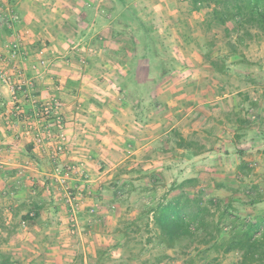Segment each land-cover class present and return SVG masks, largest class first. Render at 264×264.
I'll return each mask as SVG.
<instances>
[{
  "label": "crops",
  "instance_id": "0c3cea01",
  "mask_svg": "<svg viewBox=\"0 0 264 264\" xmlns=\"http://www.w3.org/2000/svg\"><path fill=\"white\" fill-rule=\"evenodd\" d=\"M91 1L0 0V57L4 59L0 69L10 78L9 83L0 78V250L28 257L27 264H119L122 260H113L123 255L117 244L121 239L112 244V236L99 234L102 226L112 225L106 218L108 201L101 198V193L107 191L106 186L112 182H106L114 177L110 175L112 169H103V164L113 159L112 148L109 151L100 146H110L114 133L122 126L131 132L128 138L132 131L137 133L131 107L112 87H105L120 70L117 61L124 63L126 56L130 57L132 45L126 37H112L114 16L100 4L97 9ZM180 4L184 7L188 2ZM88 6L95 9L94 20L83 33L77 13ZM157 7L158 15L164 16L177 17L184 11L171 0ZM9 11L18 16L11 26L4 19ZM94 40L106 41L109 57L105 60L93 47ZM13 44L20 45L16 57L10 50ZM98 69L107 71L101 73ZM54 99L65 119L67 147L61 154L53 145L55 130L49 128L47 133L45 125L34 121L38 106ZM15 102L29 116L28 124L22 117L9 116ZM37 132L45 143L40 147L33 140ZM74 164L82 166V175L69 176L67 185L74 196L82 192L78 217H72L75 211L66 191H57L64 188L55 179L58 167ZM145 172L153 173L148 168ZM128 179L125 177L121 188L113 187L115 194L123 189L129 194L136 189L135 181ZM116 180L122 181L120 177ZM90 211L95 213L92 220L84 217ZM30 214L34 218L26 219ZM23 220L28 222L25 229L20 226ZM71 220L77 224L74 232L70 231ZM5 245L10 249L4 250ZM99 251L104 252L101 261L97 258Z\"/></svg>",
  "mask_w": 264,
  "mask_h": 264
},
{
  "label": "rangeland",
  "instance_id": "374dc122",
  "mask_svg": "<svg viewBox=\"0 0 264 264\" xmlns=\"http://www.w3.org/2000/svg\"><path fill=\"white\" fill-rule=\"evenodd\" d=\"M171 1L184 9L177 17L158 15L157 6L164 0L141 2L152 17L156 16L160 19L161 32L163 34L166 32L168 36L170 34L168 39L173 45V55L181 61L182 67L160 88L158 103L162 106L158 111L153 112L152 120L148 125L143 126L136 122L134 130L137 133L132 131L131 138L127 136L131 132L123 130L124 126H122V130L118 129L114 133V142L110 141V146H100L105 149L108 147V150L112 148L113 153L110 152V155L113 159L103 164V169H112L110 175L114 174V177L106 182L107 184L112 182L106 186L107 191L101 193L103 196L101 198L108 201L106 218L112 225L102 226L99 234L112 236L111 243L115 244L117 238L121 239L119 228L122 229L125 223L138 222L142 231L132 230L131 243L128 246L132 248L136 258L127 262L131 253L126 247L122 248L123 255L113 258L117 262L123 258L126 260L125 264H189L191 260H194L193 264H235L236 254L218 256L214 251L206 253L204 247H198V244L192 246L188 256L178 253L174 260L163 263H157V258L162 254L157 244H153L151 250H144V239L148 235L146 224L148 220L152 222L150 210L162 199L170 200L178 196L182 189L179 187L173 189L172 186L187 179L198 181L195 185H187V191L194 193L200 190L207 201L225 202L229 198L232 199L235 207L234 215L252 218L264 214V34L256 29H250L253 37L246 38L240 44V33L227 38L222 29L215 28L212 32L215 37L209 41L214 40L215 43L213 42L208 48L209 39L199 26V21L203 18L201 14L207 13L208 9L199 14L191 11L189 3L182 7L180 3H185L186 0ZM91 2L95 3L97 9L100 4L104 9L106 8V12H110L111 4L108 0ZM111 16L114 14L112 13ZM176 30L190 35L188 39L191 45L193 44V48L186 47L181 38L177 39ZM95 49L102 59L109 57L107 51ZM209 51L213 59L226 63V73L215 71L209 62L202 59V56L207 55ZM225 58L226 61H223ZM127 61L126 56L125 62ZM117 62L120 68L122 61ZM102 70L105 72L106 69ZM102 70L98 69L97 72L102 73ZM146 76L149 79L157 76L155 67L148 70ZM105 87L114 89L112 82H107ZM243 120L247 123H240ZM154 121L155 124H152ZM146 126L147 129H144ZM141 131L145 132L141 133ZM176 133L194 142L196 146L190 151L177 148L174 141ZM128 140L131 142L129 143ZM128 144L132 147H127ZM144 144L148 145L133 155L135 150ZM196 152L198 155H195ZM242 162L247 163L252 169L248 175L247 170L244 171L246 175L239 174V166ZM146 168L153 171L151 174L155 176L142 177L141 172H145ZM117 177L122 181L116 180ZM125 177L135 181L136 189L128 194L123 186V190L115 194L113 187L117 182V186H122ZM218 185H225L226 188H219ZM70 190L66 182L64 190L57 191L61 193ZM248 194L252 198L247 197ZM259 195L262 199H259ZM209 207L211 216L208 219L217 220L216 207L213 205ZM76 210L72 217H78ZM94 214L90 211V214L82 217L92 220L90 218H93ZM150 229L154 233L153 225ZM7 245L4 250L10 249ZM13 257L27 264L28 257L14 252ZM22 257H25V260H22ZM119 263L121 264V261Z\"/></svg>",
  "mask_w": 264,
  "mask_h": 264
},
{
  "label": "trees",
  "instance_id": "16d2710c",
  "mask_svg": "<svg viewBox=\"0 0 264 264\" xmlns=\"http://www.w3.org/2000/svg\"><path fill=\"white\" fill-rule=\"evenodd\" d=\"M142 0H108L111 4L110 12L114 14L112 22V37H126L132 45V53L128 61L120 64V71L112 81L116 92L129 105L135 115L136 122L148 125L152 120L153 112L158 111L159 91L162 85L182 67L181 61L173 55V45L169 43V36L161 32L162 24L156 16L152 17ZM192 12L202 13L199 26L207 35L208 48L213 45L211 38L215 37L213 30L222 29L227 38L240 33L239 43L246 38H252L250 29H256L264 34V0H186ZM95 9L92 6L78 9L77 24L83 27L82 32L92 24ZM150 17V18H149ZM177 31V37L182 39L186 47L193 48L188 37ZM215 43V42H214ZM190 44V45H189ZM94 48L103 49L108 53L106 41L94 40ZM233 49H235L233 47ZM210 51L202 59L221 74L226 73V63L212 58ZM226 61V58L225 60ZM155 67L157 76L149 79L146 72ZM240 123L246 124L243 120ZM175 146L183 150H191L196 146L179 133L175 134ZM198 147V146H197ZM195 155H198L197 152ZM251 168L242 162L239 166V174ZM142 177H153L154 174L141 172ZM244 174V175H246ZM155 176V175H154ZM197 179H187L180 184L172 186L173 189L181 188L182 192L170 200L162 199L155 208L150 210L152 222L146 224L147 238L144 239V250H151L153 244L162 251L157 258V263L174 260L175 255L188 256L192 246H203L204 252L214 251L218 256H227L232 253L237 255L235 264H264V214L252 218H243L234 215L235 207L232 199L224 201L206 200L202 191L190 193L187 185H195ZM118 183V182H117ZM115 187L118 188V184ZM126 185V184H125ZM226 188L225 185H218ZM247 197L252 198L250 194ZM259 199H262L259 195ZM215 203V204H214ZM209 205L216 207L217 220H209L211 209ZM34 217H26L33 219ZM153 225V230L150 226ZM119 228L121 242L119 247L129 248L131 232L133 229L142 231L138 222L125 223ZM199 249V248H197ZM131 257L127 262L136 258L132 248H129ZM179 253V254H178ZM104 252L99 251L97 258L103 259ZM218 258V257H217ZM123 258L121 264H125ZM191 260L189 264H193ZM0 264H20L14 259L13 254L0 250ZM120 264V263H119Z\"/></svg>",
  "mask_w": 264,
  "mask_h": 264
},
{
  "label": "built area",
  "instance_id": "2783aa9c",
  "mask_svg": "<svg viewBox=\"0 0 264 264\" xmlns=\"http://www.w3.org/2000/svg\"><path fill=\"white\" fill-rule=\"evenodd\" d=\"M10 13L6 14V16L4 17L5 19V24H7L8 26H11L13 23H15L17 21L18 16L12 12L9 11ZM19 48L20 45L19 44H13L10 48L11 52H12V57H16L18 55L19 52ZM0 61H4V59L2 57H0ZM0 78L9 83L10 78L0 69ZM28 85L30 87L33 86L32 82H29ZM15 89V88H13ZM15 108L14 110L11 112V114L9 116H12L16 119H20L22 117V119H25L27 121L28 124V120H29V116H27L23 109L17 105V103L15 102ZM34 121H36L39 124L45 125L46 127V131L47 133H49V128L50 129H54L55 134H54V148L56 150L57 153L61 154V153H65L66 151V147H67V138L64 134V128H65V119L63 117V113L60 110V105L59 102L54 99L51 100L45 104H41L38 106L37 108V115L34 119ZM28 133H31V126H29L28 129ZM33 140L35 141V143L40 147L42 146L44 143V140L42 138L41 133L37 132L34 134L33 136ZM50 148V147H49ZM82 166L81 165H70L64 169L62 168H57L56 169V179L59 183V185L61 186V188H65L66 186V182L69 178V176L71 175H76V176H81L82 175ZM67 194V199H68V203L71 204L73 210L77 209V206L79 204V202L81 201L83 195L81 192H78L75 196L73 195V193L70 192H66ZM76 200V201H74ZM74 202H76L74 204ZM34 216V214H30V217L32 218ZM22 229H25L28 227V222L26 220L21 221L20 224ZM77 229V224L75 222V220L71 221V226H70V231L74 232Z\"/></svg>",
  "mask_w": 264,
  "mask_h": 264
}]
</instances>
